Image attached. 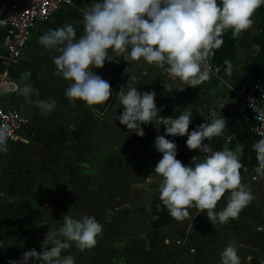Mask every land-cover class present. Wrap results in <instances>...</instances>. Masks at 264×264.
Here are the masks:
<instances>
[{"label":"crops","instance_id":"crops-1","mask_svg":"<svg viewBox=\"0 0 264 264\" xmlns=\"http://www.w3.org/2000/svg\"><path fill=\"white\" fill-rule=\"evenodd\" d=\"M72 2L69 8L49 22L38 24L34 28L28 52L22 62L14 66L24 67L27 60H31V65L34 66L42 49L49 50L41 46L38 51L33 45L32 39L40 28L44 29L45 33L51 29L72 25L76 29L77 38L83 35L80 18L83 10L91 5L93 0ZM253 21L252 27L241 34L236 60L232 64V74L229 76L222 71L220 76H210L208 81L195 89L188 87L178 78L170 77L166 65H150L143 59L126 62L122 53L114 54L120 57L119 62H106L103 69L94 71L107 81L124 85L125 89L129 77H137L138 83L135 86L140 88L141 92L155 91L157 106L167 117L177 116L183 111L193 113L189 127L191 132L202 123H211L213 118H223L226 113L234 114L240 107V92L253 84L250 68L253 57L260 51V48L253 44L254 37L259 33L255 12ZM52 50L55 53L53 57L59 55L57 50ZM36 76L37 72L24 68L21 73L11 75L10 80L12 83H28L38 89V95L31 97L33 101L54 98L57 106L51 113L42 112L35 103H30L12 87L5 92L17 96L11 105L29 115L31 124L23 131H27L25 139L20 141L21 133L17 142L8 146L9 151L1 153L0 156V193L14 203L21 219L18 223L8 215L4 221L6 229L0 227L5 240V245L0 250V264L19 260L25 251L33 248L38 252L42 251L41 244L50 228L58 229L63 224L64 215L70 212L76 219L84 215H94L103 225V231L98 235L94 247L80 251L73 242L72 247L62 253L64 256L72 255L75 264H182L185 261L187 264H220L221 252L232 241H235L238 247L241 264H253V261L264 264V175L258 173L257 168L253 173H248L249 168L245 169L241 177L242 184L250 188L253 199L237 217L230 218L226 223L216 222L213 225L206 212L198 207H191L187 217L155 230L151 225V204L159 190L156 188L150 192L144 190V185L140 184L144 181L143 176L149 175L150 171L154 172L156 162L162 158V154L154 147V141L159 131L162 130V134H165L164 126L155 121L156 125L143 126L144 131L151 129L155 133V139L149 146L141 144L140 136L130 133L126 126H113L112 132L116 135L115 140L118 139V143H108L106 151L110 154L116 152V155L112 154L107 163H115L113 169L120 173L123 182L121 184L120 179L113 182L103 201V196L96 197L88 183L81 178L83 172L76 165L74 156L81 151L83 143L88 144L92 156H97L98 151L91 144L101 137L102 121L113 111L122 112L121 105L117 103L108 112L113 97L103 105H88L82 101L70 102L65 97V90L70 82L57 75L56 66L43 73V80L49 85H41H44V93L49 94L40 91L41 85L36 83ZM239 80H242L244 86L236 90L235 85ZM231 141L232 138L229 143ZM129 146L135 150L133 154L126 149ZM109 147L112 148L109 150ZM227 148L233 150L239 159L242 157L243 147L239 143ZM193 152L199 159L203 158L199 150ZM64 155L72 159V165L66 170L70 183V186L67 183L69 207L64 206V201L57 203L59 212L56 221L52 222L53 226L41 221L42 218L35 221L32 217L28 218V212L31 210L41 211L44 208L42 187L45 182L49 183L50 170L57 169V163ZM81 157H86L84 150ZM116 162L121 164L117 166ZM122 162H126L129 168L122 166ZM106 170L108 171L107 165ZM112 187L117 191L115 196L112 195ZM226 203L227 198L221 200L216 211L222 209ZM32 264L37 262L33 261Z\"/></svg>","mask_w":264,"mask_h":264},{"label":"clouds","instance_id":"clouds-1","mask_svg":"<svg viewBox=\"0 0 264 264\" xmlns=\"http://www.w3.org/2000/svg\"><path fill=\"white\" fill-rule=\"evenodd\" d=\"M261 5L264 0H93L83 10L84 33L79 38L72 25L51 29L39 37L41 46L59 52L53 63L57 75L70 82L65 90L70 102L103 105L115 96L123 109L117 120L130 133L144 137L143 126L155 124L154 121L164 126L165 134L154 141L156 151L162 154L154 174L162 178L158 188L160 199L173 218L187 217V209L195 204L206 212L213 225L226 223L253 199L250 188L241 182L242 165L235 152L227 147L213 151L205 143L220 136L227 121L224 117L213 118L211 123L189 132L193 113L183 111L177 116L163 117L156 92H141L135 86L137 77L130 76L127 88L122 85L116 94L110 82L94 69H103L106 62H119L120 57L114 54L122 53L126 62L143 59L150 65H166L170 77L195 89L210 79L211 69L206 60L212 49L223 45L225 30L231 29L233 37L249 30L254 23L253 14ZM225 64L224 72L230 76L233 65L229 61ZM11 87L44 113H51L57 106L54 98L33 101L31 97L38 95V91L31 84L16 82ZM249 99L255 109L256 103ZM184 136L189 150L203 154L199 160L193 157L188 166L177 159V144L166 138ZM7 140V134L0 131V153L9 151ZM252 148L259 161L257 172L264 175V138ZM226 192V205L216 211ZM102 231L103 225L94 215L76 219L70 212L64 215L58 229L50 228L41 244L42 251H25L21 259L9 260L8 264H75L72 255L62 253L73 242L80 251L94 247ZM220 264H241L235 241L221 252Z\"/></svg>","mask_w":264,"mask_h":264},{"label":"rangeland","instance_id":"rangeland-1","mask_svg":"<svg viewBox=\"0 0 264 264\" xmlns=\"http://www.w3.org/2000/svg\"><path fill=\"white\" fill-rule=\"evenodd\" d=\"M82 20H83V17L80 18V21H82ZM76 21H78V20L76 19ZM73 25H75V24H73ZM43 33H44V29H42V28L38 29V31L36 32V34L34 35V37L32 39L33 45L37 48L38 51H40V47H41V45L39 43V37L41 35H43ZM53 51L54 50L42 49L41 54L38 57H37V55H34V57L35 56L37 57L36 63L34 66L31 65V62H30L31 60L25 61L24 67L12 65L11 67H9V69L7 67H3L0 64V75H2L5 71L7 73L6 76L8 78H10L11 75L21 73V71H23L24 68H26V69L29 68V69H31V71L34 70L35 72H37L36 79H38V82H36V83H39L40 85L41 84L49 85L46 82H44L43 73L46 70H49V69H52L55 67V65L53 63V59L51 58V57H53L52 55L55 54V53H53ZM160 75H162V74H159V76ZM213 80H214V78H213ZM44 85L40 86V91L41 92L43 91V94L47 95L49 93H46V92L44 93V91H45ZM231 88H233V87H231ZM36 90H38V89H36ZM1 97H2L0 100V107L1 108L19 110L18 108H13V106L11 105L12 101L15 100V98L17 97L16 95L9 94V93H3ZM34 97L36 98V96H34ZM225 99H227V98L225 97ZM112 100H113V98H112ZM112 100L110 101L109 106L111 105ZM118 114H119L118 112L113 111L106 119H104L102 121V123H101V128H102L101 137H99L96 141H94L91 144L93 146V148L98 151L96 153V155H97L96 157H94V154L92 156V154L90 153V150L88 149V144H85V143L82 144L81 151L78 152L77 155L74 156L76 165H78L79 169H81V171L83 172V175L81 178H83V181L85 183H88V185L91 187V190H93L94 194L97 195L96 197H99L100 195L103 196L102 197L103 201L106 197L107 189L109 190V187L111 184H113V182H116L119 179L121 180V182H120L121 184L123 182L121 179L120 173H118L117 171H115V169H113L115 167V163H112L110 161L107 163V160H110V156L112 154L116 155V152L110 154L109 152L106 151V148H107L109 142L110 143L111 142L118 143V139L115 140L116 135L112 132V131H114L113 126H124V125L120 124L119 120H117ZM162 115L166 116L167 114L165 112H162L161 116ZM26 134H27V131L22 132V138L20 141H23L25 139ZM158 135H163L162 130L158 132ZM111 148L112 147H109V150ZM126 149L129 150L130 154H133L135 152V150L131 146L126 147ZM83 150H84L85 156H86L84 158L81 157V153L83 152ZM156 154H158V153H156ZM0 156H1V153H0ZM160 159L161 158H159V160ZM71 160L72 159L69 156L64 155L62 160L57 163V169L52 170V171L50 170V176H49L50 181H49V183L45 182L43 187H42L43 196H44V198H43L44 208L41 209V211L31 210L30 212H28V214H29L28 218L32 217V219L34 221L42 218L41 221H44V223H46V224L49 223L50 225H52V222L56 221V217L58 216V212H59L58 207H57V203L59 204L60 202L62 203V201H64V203H65L64 206L69 207L70 199H69V193L67 191V183L69 184V186H70V183L68 181V175L66 173V170L70 165H72ZM157 163H158V161L156 162V164ZM81 164H82V166H81ZM118 164H121V162H119V163L116 162L117 166H118ZM106 165L108 167V171L106 170ZM125 165H126V162H122V166H125ZM126 167H127V165H126ZM100 168H102V169H100ZM127 168H129V167H127ZM255 169L256 168H254V169L250 168L248 170V173H253L254 171H256ZM45 173H46V171H45ZM143 177H144L143 178L144 181L140 185H142V184L144 185L143 186L144 190H148L150 192L151 191L153 192L156 190V188H159V184H160L162 178L155 175L154 172L150 171L149 175H145ZM123 180L127 181L128 179H123ZM112 188H113V190H111V191L114 193L112 195L115 196L117 194V191L114 190V187H112ZM96 197H95V199H96ZM192 206H190L189 208H191ZM194 208H196V206ZM7 210L9 212H7ZM8 215H11L14 218L15 222L19 223V221H21V219L19 217L18 209L15 207L14 203L11 201H8L5 198V195H0V227L4 230L6 229V224L4 223L5 217ZM30 241H31V239L29 240V242ZM170 264H174V262L173 263L170 262ZM175 264H179V263H175ZM182 264H187V263L185 261V262H182Z\"/></svg>","mask_w":264,"mask_h":264},{"label":"built area","instance_id":"built-area-1","mask_svg":"<svg viewBox=\"0 0 264 264\" xmlns=\"http://www.w3.org/2000/svg\"><path fill=\"white\" fill-rule=\"evenodd\" d=\"M72 4V0H0V63L7 67L20 64L30 47L34 28L38 24L49 22ZM215 58L216 53L212 49L206 60L211 69L210 76H219L222 72L216 66ZM6 74L4 72L0 75V99L13 84ZM239 97V108L251 112L257 124L255 129L257 139L264 138V115H261L264 112L262 86L253 83L250 87H245ZM249 98H253L256 103L255 109L250 106ZM30 124L31 118L26 113L0 107V131L7 134L8 146L17 141ZM193 157H197L194 152L190 153L191 160ZM196 159L199 160L198 157ZM4 245V236L0 230V250Z\"/></svg>","mask_w":264,"mask_h":264},{"label":"trees","instance_id":"trees-1","mask_svg":"<svg viewBox=\"0 0 264 264\" xmlns=\"http://www.w3.org/2000/svg\"><path fill=\"white\" fill-rule=\"evenodd\" d=\"M256 19L258 23L259 33L253 39V44L260 48V51L253 57V63L250 68L251 75L253 77L254 85L262 86L264 90V5H261L256 11ZM242 34V33H241ZM239 36L233 37L232 30H225L222 39L223 45L218 49H213L216 53L215 64L221 71L226 68L225 61L233 64L237 56V45L240 40ZM244 86L242 80H239L235 88L240 90ZM225 120L227 121V127L220 136L212 137L210 140L205 141L209 143L213 151L222 150L225 147H232L235 143H239L243 147V155L239 159L241 162L240 175L243 176L245 169H254L259 167V161L256 158V152L253 150L252 145L258 141L255 134L257 128L256 122L253 120L251 112L242 110L239 108L234 114L226 113ZM203 124V123H202ZM232 141L229 143V139ZM155 139V133L151 129L145 130V136L139 138V142L145 146H149ZM178 146L177 159L183 162L185 166L191 164L190 153L195 150H189L186 145L187 137H169ZM194 166V162H193ZM228 193H225L224 200L228 197ZM190 208L187 209L189 212ZM151 216L153 221L152 227L155 230L170 226L180 219L173 218L168 208L162 203L159 192L156 193L154 200L151 204ZM253 264H261L258 261H253Z\"/></svg>","mask_w":264,"mask_h":264},{"label":"water","instance_id":"water-1","mask_svg":"<svg viewBox=\"0 0 264 264\" xmlns=\"http://www.w3.org/2000/svg\"><path fill=\"white\" fill-rule=\"evenodd\" d=\"M109 82H110V84H111V87H112L114 93L118 94L119 91H120L121 86L118 85V84H117L116 82H114V81H109ZM116 104H117L116 98H115V96H113V101H112V103H111V105H110V107H109V109H108V112H110V111L115 107Z\"/></svg>","mask_w":264,"mask_h":264}]
</instances>
